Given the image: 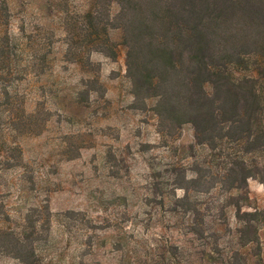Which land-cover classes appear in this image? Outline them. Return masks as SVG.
I'll return each instance as SVG.
<instances>
[{"label": "trees", "instance_id": "1", "mask_svg": "<svg viewBox=\"0 0 264 264\" xmlns=\"http://www.w3.org/2000/svg\"><path fill=\"white\" fill-rule=\"evenodd\" d=\"M112 4L118 6L113 15ZM67 6L60 9L65 60L96 71L92 52L115 59L118 45H124L133 107L144 109L152 101L159 143L176 141L189 124L190 147L207 150L194 175L187 177L181 166H172L174 177L164 174L168 169H157L151 184L161 204L169 191L182 190L169 210L180 208L193 217L186 228L204 239L202 261L264 264V207L253 205L248 186L254 179L264 188V0H88L75 13ZM5 13L0 5V173L24 166L17 138L40 134L49 119L40 108L26 112L24 97L15 88L29 74L39 76L51 65L49 51L28 52L8 31ZM117 29L119 42L111 37ZM90 82L99 84L96 77ZM216 189L227 194L225 205L233 207L238 223L233 245H219L216 229L194 221L202 213L192 195ZM244 205L251 210H242ZM51 216L47 206L34 205L14 221L0 200V258L9 257L15 264H57L48 252L53 244ZM180 252L169 245L139 262L188 264Z\"/></svg>", "mask_w": 264, "mask_h": 264}, {"label": "rangeland", "instance_id": "2", "mask_svg": "<svg viewBox=\"0 0 264 264\" xmlns=\"http://www.w3.org/2000/svg\"><path fill=\"white\" fill-rule=\"evenodd\" d=\"M66 2L71 13L88 4V0H0L8 13V31L28 52L49 51L51 61L43 74H29L12 87L23 95L26 112L40 108L49 119L40 134L17 138L24 166L0 173V200L14 221L34 205L47 206L53 243L48 252L57 264H140L139 258L156 255L169 245H176L188 264H205L204 239L186 228L193 217L180 208L169 210L182 190L169 191L161 204L151 184L157 169H168L164 174L173 176L172 166H181L187 177L194 175L207 150L190 147L189 124L176 141L168 146L159 143L152 101L144 109L133 107L124 45H118L115 59L92 52L96 71L87 72L81 63L65 60L60 9ZM110 8L112 15L118 10L116 4ZM111 37L119 42L120 30H113ZM93 77L99 84L90 82ZM88 88L95 90L86 94ZM248 186L253 205L263 208V185L249 179ZM192 197L198 199L202 213L194 216L196 225L212 226L219 245H233L238 223L233 207L225 205L227 194L216 189ZM242 210L251 208L244 205ZM260 233L264 247V226ZM0 264L15 261L2 257Z\"/></svg>", "mask_w": 264, "mask_h": 264}]
</instances>
